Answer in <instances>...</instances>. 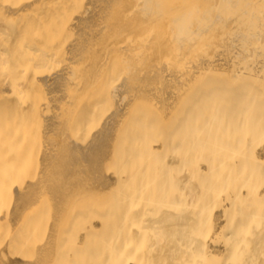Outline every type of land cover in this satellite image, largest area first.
I'll return each instance as SVG.
<instances>
[{
    "label": "bare ground",
    "instance_id": "bare-ground-1",
    "mask_svg": "<svg viewBox=\"0 0 264 264\" xmlns=\"http://www.w3.org/2000/svg\"><path fill=\"white\" fill-rule=\"evenodd\" d=\"M0 264H264V0H0Z\"/></svg>",
    "mask_w": 264,
    "mask_h": 264
}]
</instances>
